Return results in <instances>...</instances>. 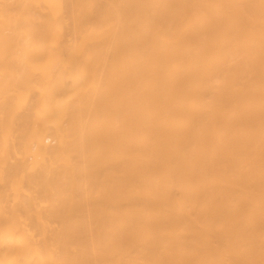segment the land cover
<instances>
[{"label": "bare ground", "instance_id": "1", "mask_svg": "<svg viewBox=\"0 0 264 264\" xmlns=\"http://www.w3.org/2000/svg\"><path fill=\"white\" fill-rule=\"evenodd\" d=\"M0 264H264V0H0Z\"/></svg>", "mask_w": 264, "mask_h": 264}]
</instances>
